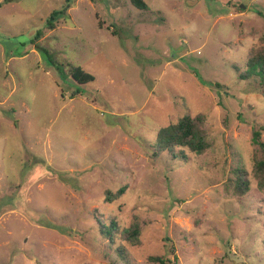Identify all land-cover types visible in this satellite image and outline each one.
<instances>
[{
	"label": "rangeland",
	"instance_id": "1",
	"mask_svg": "<svg viewBox=\"0 0 264 264\" xmlns=\"http://www.w3.org/2000/svg\"><path fill=\"white\" fill-rule=\"evenodd\" d=\"M144 1L75 0L54 29L65 0L0 9V264H264V87L242 76L264 0ZM185 116L210 145L186 162L156 148Z\"/></svg>",
	"mask_w": 264,
	"mask_h": 264
},
{
	"label": "trees",
	"instance_id": "2",
	"mask_svg": "<svg viewBox=\"0 0 264 264\" xmlns=\"http://www.w3.org/2000/svg\"><path fill=\"white\" fill-rule=\"evenodd\" d=\"M10 0L0 1V8ZM75 0H65V4L59 11H54L47 21V28L54 29V25L50 20H57L61 15L67 14ZM130 3L139 10H146L148 5L144 0H129ZM71 77L79 84L85 85L94 81L90 73L84 71L81 67L72 66L70 68ZM244 78H253L259 86L264 87V55H253L247 64V69L243 73ZM241 78V75H240ZM241 78V79H244ZM246 78V79H247ZM261 129L253 131L252 144L261 152L260 158H254L251 175L255 181L257 190L264 193V142L261 140ZM209 143L206 139L205 131L197 125L194 119L188 116L183 117L179 122L170 124L159 129L156 135V148L158 151H167L174 158H178L186 162L188 156L184 149L195 154H202L209 148ZM178 148V152L175 151ZM234 180L232 181V192L237 197L245 196L250 188L251 183L246 178L244 169L234 170ZM140 235L138 225L134 226L133 239L136 240ZM110 238V237H109ZM151 262L159 264H166V259L162 257L150 256L148 258Z\"/></svg>",
	"mask_w": 264,
	"mask_h": 264
},
{
	"label": "crops",
	"instance_id": "3",
	"mask_svg": "<svg viewBox=\"0 0 264 264\" xmlns=\"http://www.w3.org/2000/svg\"><path fill=\"white\" fill-rule=\"evenodd\" d=\"M2 1H3V0H2ZM5 4H6V3H5ZM5 4H4V5H5ZM1 8H2V7H1ZM1 8H0V9H1Z\"/></svg>",
	"mask_w": 264,
	"mask_h": 264
}]
</instances>
